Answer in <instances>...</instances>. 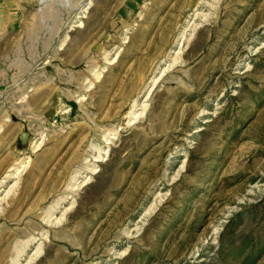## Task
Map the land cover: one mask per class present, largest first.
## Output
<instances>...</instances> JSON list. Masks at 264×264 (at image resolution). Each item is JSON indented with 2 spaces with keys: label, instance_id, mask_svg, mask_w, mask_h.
Here are the masks:
<instances>
[{
  "label": "rangeland",
  "instance_id": "374dc122",
  "mask_svg": "<svg viewBox=\"0 0 264 264\" xmlns=\"http://www.w3.org/2000/svg\"><path fill=\"white\" fill-rule=\"evenodd\" d=\"M0 264H264V0H0Z\"/></svg>",
  "mask_w": 264,
  "mask_h": 264
},
{
  "label": "bare ground",
  "instance_id": "6f19581e",
  "mask_svg": "<svg viewBox=\"0 0 264 264\" xmlns=\"http://www.w3.org/2000/svg\"><path fill=\"white\" fill-rule=\"evenodd\" d=\"M109 142V141H108Z\"/></svg>",
  "mask_w": 264,
  "mask_h": 264
}]
</instances>
